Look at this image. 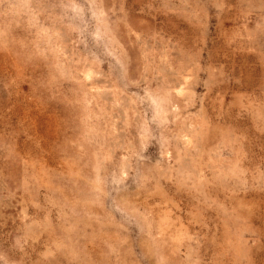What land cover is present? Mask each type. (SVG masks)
Masks as SVG:
<instances>
[{
	"label": "rangeland",
	"instance_id": "obj_1",
	"mask_svg": "<svg viewBox=\"0 0 264 264\" xmlns=\"http://www.w3.org/2000/svg\"><path fill=\"white\" fill-rule=\"evenodd\" d=\"M0 264H264V0H0Z\"/></svg>",
	"mask_w": 264,
	"mask_h": 264
}]
</instances>
